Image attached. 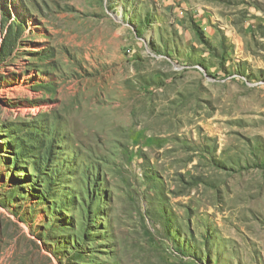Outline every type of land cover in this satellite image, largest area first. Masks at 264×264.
I'll return each mask as SVG.
<instances>
[{
	"label": "rangeland",
	"instance_id": "374dc122",
	"mask_svg": "<svg viewBox=\"0 0 264 264\" xmlns=\"http://www.w3.org/2000/svg\"><path fill=\"white\" fill-rule=\"evenodd\" d=\"M0 264H264V0H0Z\"/></svg>",
	"mask_w": 264,
	"mask_h": 264
},
{
	"label": "trees",
	"instance_id": "16d2710c",
	"mask_svg": "<svg viewBox=\"0 0 264 264\" xmlns=\"http://www.w3.org/2000/svg\"><path fill=\"white\" fill-rule=\"evenodd\" d=\"M148 20H149V14H147V13H145V15H144V17H143V20H142V23L143 24H145V21H147L148 22ZM14 36H13V34H12V32H11V30H7V32H6V34H5V37H4V44H3V47H2V49L5 47V48H8L9 46H12L13 45V43H14V38H13ZM28 138H30V136H28V135H26ZM37 136L38 135H35V137L33 138V137H31V139L32 140H34V141H36L35 140V138H37ZM23 139H18V138H14V141H15V144H14V151H13V155L14 156H16V155H18V156H21V157H24L25 158V154H26V146H24L23 144V141H22ZM48 155H49V151H47L46 152ZM46 154V155H47ZM42 157H45V156H43V154H42ZM46 161H47V159H48V156H46ZM11 161H12V158H11ZM43 162H44V160H43V158L41 159V161H40V163L39 164H36V166H37V168H35V170H37V173H38V175H36V176H34V178H35V180H38V181H40V178H42V174H44L41 170H39V168H41V166L40 165H42L43 164ZM50 162V161H49ZM39 167V168H38ZM42 167H44V166H42ZM50 186H51V184L50 183H48V184H45L44 182H43V185H42V187H44V191L42 192L45 196H48L49 194L48 193H50ZM41 193V198L43 199L44 198V196H43V194ZM82 199V198H81ZM87 213H88V211H87ZM89 233L87 232L86 234H83L82 236H80L81 238L84 236V237H86L87 235H88ZM76 243V242H75ZM75 252H77V253H79L80 251H78L77 249L75 250Z\"/></svg>",
	"mask_w": 264,
	"mask_h": 264
}]
</instances>
